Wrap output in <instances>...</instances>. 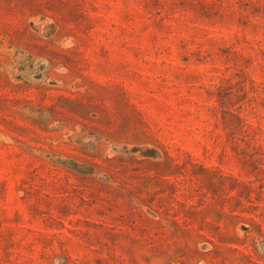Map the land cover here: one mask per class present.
<instances>
[{
  "label": "rangeland",
  "instance_id": "obj_1",
  "mask_svg": "<svg viewBox=\"0 0 264 264\" xmlns=\"http://www.w3.org/2000/svg\"><path fill=\"white\" fill-rule=\"evenodd\" d=\"M0 264H264V0H0Z\"/></svg>",
  "mask_w": 264,
  "mask_h": 264
}]
</instances>
